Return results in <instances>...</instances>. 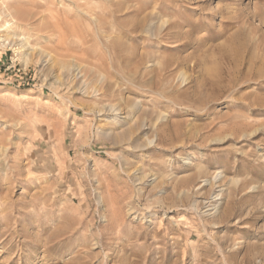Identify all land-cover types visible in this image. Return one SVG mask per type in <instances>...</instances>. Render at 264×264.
<instances>
[{"label":"rangeland","instance_id":"1","mask_svg":"<svg viewBox=\"0 0 264 264\" xmlns=\"http://www.w3.org/2000/svg\"><path fill=\"white\" fill-rule=\"evenodd\" d=\"M0 25V264H264V0Z\"/></svg>","mask_w":264,"mask_h":264},{"label":"bare ground","instance_id":"2","mask_svg":"<svg viewBox=\"0 0 264 264\" xmlns=\"http://www.w3.org/2000/svg\"><path fill=\"white\" fill-rule=\"evenodd\" d=\"M3 27V25H0V31H3L5 28H2ZM0 37H2V38H4V42H6L7 40H6V38H8L6 35H3V36H1L0 35ZM9 43V42H8ZM117 114V113H116ZM115 114V115H116ZM219 195V194H218ZM213 201V200H212ZM215 204V203H214ZM217 206H218V204L217 205H215L214 206V208H217Z\"/></svg>","mask_w":264,"mask_h":264}]
</instances>
